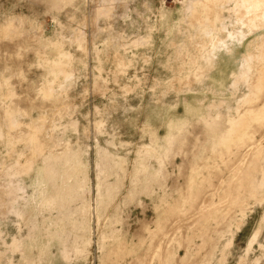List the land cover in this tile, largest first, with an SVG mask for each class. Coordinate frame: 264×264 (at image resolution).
<instances>
[{"label": "rangeland", "instance_id": "1", "mask_svg": "<svg viewBox=\"0 0 264 264\" xmlns=\"http://www.w3.org/2000/svg\"><path fill=\"white\" fill-rule=\"evenodd\" d=\"M0 264H264V0H0Z\"/></svg>", "mask_w": 264, "mask_h": 264}]
</instances>
